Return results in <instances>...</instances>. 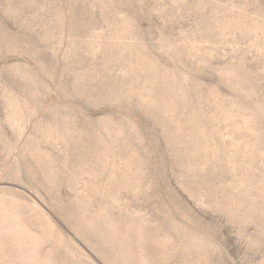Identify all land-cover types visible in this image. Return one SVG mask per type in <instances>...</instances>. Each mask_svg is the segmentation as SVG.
<instances>
[{"label":"rangeland","instance_id":"rangeland-1","mask_svg":"<svg viewBox=\"0 0 264 264\" xmlns=\"http://www.w3.org/2000/svg\"><path fill=\"white\" fill-rule=\"evenodd\" d=\"M0 264H264V0H0Z\"/></svg>","mask_w":264,"mask_h":264}]
</instances>
